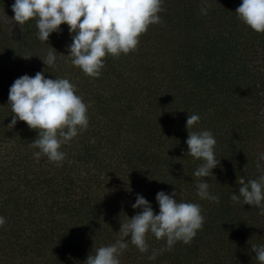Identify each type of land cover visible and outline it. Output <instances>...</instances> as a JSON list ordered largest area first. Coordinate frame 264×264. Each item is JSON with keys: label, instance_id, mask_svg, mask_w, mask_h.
<instances>
[{"label": "trees", "instance_id": "obj_1", "mask_svg": "<svg viewBox=\"0 0 264 264\" xmlns=\"http://www.w3.org/2000/svg\"><path fill=\"white\" fill-rule=\"evenodd\" d=\"M13 3L0 0L9 20L0 17V216L6 218L0 264H84L97 248L120 238L121 223L140 211L132 208L137 194L158 213L161 190L199 204L202 229L171 250L151 234L145 253L129 240L120 264H259L252 246L264 244V215L243 198L231 200L232 192L239 194L237 178L247 182L261 174L256 162L264 152V94L252 99L250 111L238 105L246 79L257 86L250 63L264 87V33L238 18L241 0H213L207 15L201 0H163L162 23L139 37V49L107 55L97 78L72 64L68 25L42 42L34 19L23 25L13 20ZM148 46L159 50L151 54ZM50 47L56 61L47 66L41 60ZM38 71L68 79L87 105L89 127L62 145L60 166L44 155L33 157L36 130L19 120L8 127L10 86ZM192 114L200 120L189 131L209 130L217 142L220 163L208 178L193 175L201 161L187 154ZM201 179L219 203L197 196ZM153 251L156 257L149 259Z\"/></svg>", "mask_w": 264, "mask_h": 264}, {"label": "clouds", "instance_id": "obj_2", "mask_svg": "<svg viewBox=\"0 0 264 264\" xmlns=\"http://www.w3.org/2000/svg\"><path fill=\"white\" fill-rule=\"evenodd\" d=\"M212 2L201 0V14L207 15ZM162 3L163 0H14L12 11L13 20L19 25L35 20L36 35L42 42H47L52 33H59L62 24L68 25L72 33L68 49L72 64L86 75L97 78L102 74L107 55L118 57L135 51L139 37L149 26L162 23L158 15L163 10ZM235 13L251 30L264 33V0H241ZM50 48L45 59L41 60L47 66L56 61L57 52ZM8 105L13 113L8 127H14L19 120L36 130L37 138L30 147L39 151L33 152V157L39 159L44 155L57 166L66 159L62 145L89 127L87 105L76 94L75 85L66 78H46L40 71L34 76L24 74L10 86ZM199 120L198 114L188 115L185 143L187 154L201 161L193 175L208 178L214 176L212 170L220 160L215 156L217 142L211 131H189ZM256 168L261 173L258 178L247 182L243 177L237 178L239 194L232 192L231 200L238 203L243 198L244 205L256 206L264 215V152L259 153ZM196 187L201 200L219 203V196L209 190L206 179H201ZM176 196L175 191L157 192L155 199L159 212L154 213L151 203L142 194H137L132 208L140 211L121 223L120 238L115 243L97 248L84 264H120L119 257L128 247L129 240L145 253L149 250L147 238L150 234L158 240L163 239L167 250L177 242L189 244L202 229L204 216L199 204L180 201ZM5 223L6 218L0 216V227ZM252 251L259 264H264V244L253 245ZM155 257L153 251L149 259Z\"/></svg>", "mask_w": 264, "mask_h": 264}, {"label": "rangeland", "instance_id": "obj_3", "mask_svg": "<svg viewBox=\"0 0 264 264\" xmlns=\"http://www.w3.org/2000/svg\"><path fill=\"white\" fill-rule=\"evenodd\" d=\"M0 17L2 18V20L6 21V23L9 21L7 19V17L5 16V14L2 13L1 10H0ZM254 45H253V47L255 48ZM139 47H137V49H139ZM148 48H149L148 51L151 54L156 53L155 52L156 49L159 50V47L157 48V47H153V46H148ZM167 64H169V63H167ZM260 65H262V62H260ZM249 66H250L249 68L251 70L250 77L255 78L254 83H256L257 86H253L254 84H252V82L249 79H246L245 89L238 96L239 97V100H240V102H239L238 105L245 112L250 111L252 109V107H254L255 101L252 100L254 97H257V96L263 97V94H264V92H263L264 91V87L262 86V84H263V76H262V74L258 78L257 77L258 71H256L257 68H253V67L256 66V64H254L252 62V63L249 64ZM259 67H261V66H259ZM259 105L260 104H257L256 105V108H258ZM160 114L163 115L162 112H160ZM260 115H262V129L264 131V107H263V104H262L261 109H260ZM262 143H264V140H263ZM134 179L135 178H131V181H133ZM120 189H121V187H120Z\"/></svg>", "mask_w": 264, "mask_h": 264}]
</instances>
